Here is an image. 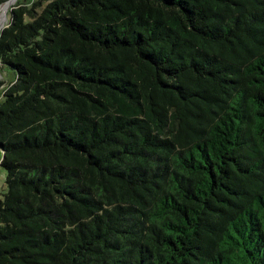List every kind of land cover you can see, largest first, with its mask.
Wrapping results in <instances>:
<instances>
[{"label":"trees","instance_id":"1","mask_svg":"<svg viewBox=\"0 0 264 264\" xmlns=\"http://www.w3.org/2000/svg\"><path fill=\"white\" fill-rule=\"evenodd\" d=\"M3 66L0 264H264V0H16Z\"/></svg>","mask_w":264,"mask_h":264},{"label":"rangeland","instance_id":"2","mask_svg":"<svg viewBox=\"0 0 264 264\" xmlns=\"http://www.w3.org/2000/svg\"><path fill=\"white\" fill-rule=\"evenodd\" d=\"M15 1L16 0H7L4 3V4L7 3L8 6H7L6 10H5V16L3 18L0 30L8 22V20H9V10H10L11 6L15 3ZM2 6L0 7V18L2 16V12H1L2 11ZM12 77H13V73H12V70L9 67L5 66L3 69H0V81H2V84L0 85V90H2L5 87L7 82L10 81L12 79ZM0 98H1V96H0ZM5 176H6V171L0 165V199L3 198V192L6 190Z\"/></svg>","mask_w":264,"mask_h":264},{"label":"bare ground","instance_id":"3","mask_svg":"<svg viewBox=\"0 0 264 264\" xmlns=\"http://www.w3.org/2000/svg\"><path fill=\"white\" fill-rule=\"evenodd\" d=\"M7 6H8L7 3L2 6V11H1L2 12V16L0 18V27H1V24H2V21H3V18L5 16V10H6Z\"/></svg>","mask_w":264,"mask_h":264}]
</instances>
